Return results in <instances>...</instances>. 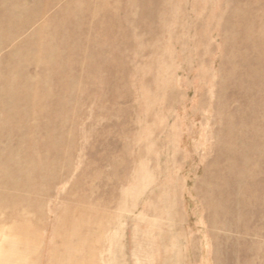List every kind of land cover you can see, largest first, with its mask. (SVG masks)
Listing matches in <instances>:
<instances>
[{"label": "rangeland", "instance_id": "obj_1", "mask_svg": "<svg viewBox=\"0 0 264 264\" xmlns=\"http://www.w3.org/2000/svg\"><path fill=\"white\" fill-rule=\"evenodd\" d=\"M0 248L264 264V0H0Z\"/></svg>", "mask_w": 264, "mask_h": 264}, {"label": "bare ground", "instance_id": "obj_2", "mask_svg": "<svg viewBox=\"0 0 264 264\" xmlns=\"http://www.w3.org/2000/svg\"><path fill=\"white\" fill-rule=\"evenodd\" d=\"M146 189V188H145ZM174 209V208H173ZM177 216H178V214H177ZM176 221V220H175ZM30 224V223H29ZM178 227V226H177ZM172 230H173V228H172ZM178 233V232H177ZM122 237V236H124V231H122L120 234H119V237ZM175 236V235H174ZM178 237V236H177ZM175 241H176V239H175ZM174 241V242H175ZM114 243V246L113 247H115V240L113 241ZM179 242V241H178ZM163 244V243H162ZM16 251H18V247H17V245H15V246H13L12 248H11V251L10 252H12V253H16ZM28 251H30L28 248H27V252ZM0 252L2 253L3 252V249L2 248H0ZM7 251H5V253H6ZM10 252H8V253H10ZM23 252V250H21L20 251V253H22ZM4 253V254H5ZM17 262H15V260L13 259V258H9V257H7V258H4V259H0V264H16Z\"/></svg>", "mask_w": 264, "mask_h": 264}]
</instances>
